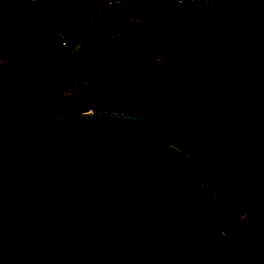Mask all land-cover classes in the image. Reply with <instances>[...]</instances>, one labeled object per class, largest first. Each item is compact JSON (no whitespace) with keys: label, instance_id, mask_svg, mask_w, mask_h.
I'll list each match as a JSON object with an SVG mask.
<instances>
[{"label":"water","instance_id":"95a60500","mask_svg":"<svg viewBox=\"0 0 264 264\" xmlns=\"http://www.w3.org/2000/svg\"><path fill=\"white\" fill-rule=\"evenodd\" d=\"M221 169L264 182V0L185 41ZM0 264H261L223 233L193 159L142 114L47 115L0 131Z\"/></svg>","mask_w":264,"mask_h":264},{"label":"trees","instance_id":"16d2710c","mask_svg":"<svg viewBox=\"0 0 264 264\" xmlns=\"http://www.w3.org/2000/svg\"><path fill=\"white\" fill-rule=\"evenodd\" d=\"M52 1L63 4L68 2V0ZM207 1H209L208 7L203 8L207 14L202 16L197 15L199 5L196 1L177 3L175 0H144L134 11L141 26L147 23L154 25L163 21L165 18L163 10L165 9L194 17L195 26L208 16L241 11L251 8L259 2V0ZM26 11L21 0H16L14 4L0 3V44L6 38L7 23L12 22L14 30L35 49L41 59L51 61L60 68L66 69L72 60V53L68 47L61 46L55 40L52 27L47 28L38 24L26 23L22 17ZM85 26L86 24L83 27ZM89 27L92 28L90 29L91 40L87 44H82L80 49L87 54L84 61L94 63L97 60V54L94 56V53L112 52L120 42L116 39L110 41L104 33L109 28L103 29L99 22L93 23ZM161 43L160 31H156L145 44L155 50L162 48ZM139 45L145 46L142 43ZM87 50H92L93 54H89ZM181 54L184 58L182 67H175L174 63L170 66L167 65L168 56H163L164 70L169 78L190 87L192 93L186 89L178 90L177 87H169L166 79H162L155 85L149 79L147 80V77L135 79L132 71L127 73L120 71L114 82L109 76L104 78L100 93L107 98L105 101L103 100L105 104L101 105L102 109L92 103L79 101L71 103L68 107L57 105L41 112H35L32 108L7 110L0 115V131L25 120L86 111L91 106L93 111L109 110L143 114L162 123L165 126L167 142L188 154L196 164L200 181L218 208L221 231L251 243L257 251L261 264H264V182L232 175L214 162L205 132L211 98L199 88L194 71L186 65L185 42ZM127 57L130 60L134 59L130 53ZM84 68L87 67L84 66ZM84 75L88 76V73ZM91 83L95 85L93 81ZM126 99L129 100L125 101ZM107 100L109 101L107 102Z\"/></svg>","mask_w":264,"mask_h":264},{"label":"rangeland","instance_id":"374dc122","mask_svg":"<svg viewBox=\"0 0 264 264\" xmlns=\"http://www.w3.org/2000/svg\"><path fill=\"white\" fill-rule=\"evenodd\" d=\"M163 11L165 17L163 21L154 25L147 23L141 26L136 19L134 8H127L125 23L120 25L121 22L116 21L120 27L117 31L120 38L117 48L109 53L93 54L92 50H87L91 55L97 54V60L94 63H86L84 59L87 54L80 49V46L89 43L92 37L90 33L92 28L86 24L81 28L78 38L66 46L72 53V60L66 69L41 59L35 49L15 32L14 24L8 22L6 39L0 48L5 49L10 45L7 50H12V56L22 53L23 61L18 59V63L23 62L21 65L23 69L17 68L15 61L14 63L5 61L0 64V115L7 110L23 108H32L35 112H41L57 105L68 107L71 103L79 101L92 103L102 109L103 100L107 98L100 93L104 78L109 76L114 82L120 71L124 73L132 71L135 79H142L144 76L155 85L162 79H166L169 87H177L178 90L186 89L190 92V87L166 75L163 56H168L167 65L169 66L173 63L175 67L184 66L181 51L196 20L194 17L184 16L169 9ZM206 14L203 8L197 13L198 16ZM156 31H160L162 48L153 50L145 43ZM11 33L19 35L14 43H10L8 39ZM141 43L145 46H140ZM129 53L133 55V60L128 59ZM84 66L87 68L85 69ZM86 73L88 76L84 75ZM92 81L95 85L91 83ZM108 89L111 90L112 87ZM203 98L206 99L204 96Z\"/></svg>","mask_w":264,"mask_h":264},{"label":"built area","instance_id":"2783aa9c","mask_svg":"<svg viewBox=\"0 0 264 264\" xmlns=\"http://www.w3.org/2000/svg\"><path fill=\"white\" fill-rule=\"evenodd\" d=\"M26 8L23 19L30 24H38L43 27H52L55 40L63 47L78 38L81 28L85 24L98 23L105 30L110 39L119 40L117 31L119 20L125 23V12L127 8L134 9L144 0H68L66 4L52 0H21ZM177 3L183 1H196L199 10L208 7L207 0H175ZM16 0H0L1 4L15 3ZM22 5V3H21ZM198 10V11H199ZM88 109L86 111H91Z\"/></svg>","mask_w":264,"mask_h":264},{"label":"crops","instance_id":"0c3cea01","mask_svg":"<svg viewBox=\"0 0 264 264\" xmlns=\"http://www.w3.org/2000/svg\"><path fill=\"white\" fill-rule=\"evenodd\" d=\"M109 28V27H108ZM16 32V31H15ZM17 33H11V35L9 36L10 38H8L9 39V41H10V43H14L16 40H18V34L16 35ZM6 39V38H5ZM0 47H1V44H0ZM10 48V45H8V47L7 48H0V64L1 63H4L5 61L6 62H9V61H15V64H16V66H17V68L19 67L21 70L23 69L22 67H21V65H22V63L23 62H21L20 61V63H18V59H20V60H22L23 61V55H22V53H20V54H15L14 56H12L11 55V53H12V50H7V49H9ZM10 54V55H9ZM8 55H9V57H8ZM14 63V62H13Z\"/></svg>","mask_w":264,"mask_h":264}]
</instances>
